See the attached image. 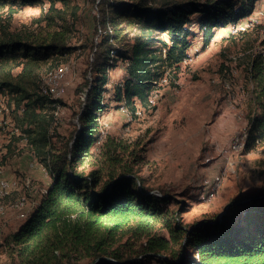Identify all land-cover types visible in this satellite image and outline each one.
Returning <instances> with one entry per match:
<instances>
[{
	"label": "rangeland",
	"instance_id": "1",
	"mask_svg": "<svg viewBox=\"0 0 264 264\" xmlns=\"http://www.w3.org/2000/svg\"><path fill=\"white\" fill-rule=\"evenodd\" d=\"M55 7L58 11L48 10L44 1L21 7L6 5L0 9V34L11 32L39 37L58 30L66 38L68 52L31 65L24 84L31 95L39 93L47 71L67 65L55 107L51 108L43 98L45 102L40 108L50 124V153L56 152L78 126L76 113L85 95L76 92V88L92 76L89 67L97 14L90 0H70L68 5L57 2ZM110 18L113 40L122 46L130 49L145 40L146 48L154 51L159 44L155 35L146 39L142 23L136 22L129 13L114 10ZM238 21L246 24L241 33H232L229 23L217 29L206 43L197 25H193L188 56L179 67H164L163 78L157 81L145 103L134 99L133 103L125 104L116 98L117 88L123 89V81L128 76V65L125 59L110 51L114 61L107 68V83L102 91L105 106L98 114L99 141L90 147L91 154L78 167L85 172L98 169L104 180L110 170L119 172L123 162L136 158V173L144 185L151 187L153 193L170 192L168 210L184 206L179 217L186 225L220 218L231 201L242 204L251 198H261L264 195V138L257 139L250 147H245V141L251 118L261 115L253 94L257 85L251 75V58L260 54L264 63V0H255L251 13ZM19 70L20 67H15L13 74ZM19 97V92L0 89V178L16 182L14 188L0 195L3 206L0 264H21L12 234L22 225L25 216H16L18 208L13 204L24 198L26 211L28 206H36V199L46 192V185L50 183L46 169L38 161L40 153L27 143L21 131L26 113L21 112V105L17 107L21 102ZM243 132V145L231 147ZM116 154L121 157L118 163L111 159ZM258 202L246 206L257 207ZM240 208L237 205L233 212L238 214ZM116 236L125 246L122 249L138 248L140 240L130 235L128 229L123 228ZM194 250L192 246L187 248L188 257H193ZM81 262L91 264L89 259ZM140 264L158 262L143 260Z\"/></svg>",
	"mask_w": 264,
	"mask_h": 264
},
{
	"label": "trees",
	"instance_id": "2",
	"mask_svg": "<svg viewBox=\"0 0 264 264\" xmlns=\"http://www.w3.org/2000/svg\"><path fill=\"white\" fill-rule=\"evenodd\" d=\"M44 1L48 10L58 11L57 2L68 5L70 0H0V9L6 5L21 7ZM90 1L97 8L94 17L97 38L91 44L89 67L92 76L76 88V92L85 95L76 113L78 126L56 152L48 150L50 124L40 108L45 102L43 98L51 108L57 99L40 92L31 95L24 84L31 65L68 52L66 38L58 30L39 37L11 32L0 34V89L20 93L21 102L17 107L21 105V112L26 113L21 131L27 143L40 153L38 161L50 177L39 203L12 234L21 264H82V259H89L93 264H140L154 259L158 264H264V195L250 199L251 203L259 201L257 207H247L250 202L231 201L220 218L186 225L179 217L184 206L168 210L170 192H151L152 188L145 186L136 173V158L123 162L119 172L110 170L104 180L98 169L85 172L78 167L91 154L90 147L99 141L98 114L105 106L102 91L107 83V68L114 61L111 50L128 65V76L123 81V89L117 88L116 98L125 104L133 103L134 99L145 103L157 81L163 78L164 67H179L188 56L193 25H197L206 43L217 29L248 16L255 0ZM114 10L129 13L136 22L142 23L146 39L155 35V41L159 42L155 50L146 48L145 40L130 49L113 40L109 20ZM251 60V75L257 85L253 94L261 115H254L246 127L245 147L264 138V63L260 54ZM15 67L20 70L13 74ZM19 78L20 81H15ZM130 107L134 109L133 105ZM111 159L115 163L121 161L119 154ZM237 205L242 208L235 214ZM123 228L140 240L137 249H122L125 246L116 234ZM189 246L195 249L193 257H188Z\"/></svg>",
	"mask_w": 264,
	"mask_h": 264
},
{
	"label": "bare ground",
	"instance_id": "3",
	"mask_svg": "<svg viewBox=\"0 0 264 264\" xmlns=\"http://www.w3.org/2000/svg\"><path fill=\"white\" fill-rule=\"evenodd\" d=\"M239 22H241V23H239ZM109 29H111V28L109 27ZM245 29H246V24H244L242 21L233 22L229 26V30L235 34L238 32H241ZM104 32H105V30H104ZM111 51L115 52V50H111ZM66 71H67V65L56 67L55 69L47 71V73L43 77V80H42L43 82L40 84L39 92L53 96L56 99V97L61 92V82H62V79H63ZM244 138H245V132H243L240 136H237L234 139V141L231 144V147L237 148V147H240L241 145H243ZM15 186H16L15 181L0 178V195L4 194L6 191L14 188ZM43 191H45V189H43ZM13 205L16 208H18V215L20 217L26 216L27 211L25 210L24 198L18 199ZM2 209H3V206L0 204V212L2 211Z\"/></svg>",
	"mask_w": 264,
	"mask_h": 264
},
{
	"label": "crops",
	"instance_id": "4",
	"mask_svg": "<svg viewBox=\"0 0 264 264\" xmlns=\"http://www.w3.org/2000/svg\"><path fill=\"white\" fill-rule=\"evenodd\" d=\"M46 172H47V171H46ZM46 186H48V184H47ZM36 200H38V201H37L36 203H34V204H38V203H39V201H40V196H39L38 199H36ZM32 207H33V208H32ZM32 207H31V205L28 206V208H27V213H28L29 210H31V208H32V209L35 208L34 205H32ZM5 212H6V211H5ZM5 212H4V213H5ZM4 213H3V214H4ZM16 216H18V213H16ZM1 229H2V225L0 224V233H1Z\"/></svg>",
	"mask_w": 264,
	"mask_h": 264
},
{
	"label": "water",
	"instance_id": "5",
	"mask_svg": "<svg viewBox=\"0 0 264 264\" xmlns=\"http://www.w3.org/2000/svg\"><path fill=\"white\" fill-rule=\"evenodd\" d=\"M222 213V212H221ZM107 259H110V260H112L110 257H107V256H105ZM94 262H92L91 264H93Z\"/></svg>",
	"mask_w": 264,
	"mask_h": 264
},
{
	"label": "built area",
	"instance_id": "6",
	"mask_svg": "<svg viewBox=\"0 0 264 264\" xmlns=\"http://www.w3.org/2000/svg\"><path fill=\"white\" fill-rule=\"evenodd\" d=\"M239 23H241V22H239ZM227 29H228V28H227ZM96 38H97V36L95 37V39H96ZM185 59H186V58H185ZM185 59H184V60H185ZM161 194H162V193H161Z\"/></svg>",
	"mask_w": 264,
	"mask_h": 264
}]
</instances>
